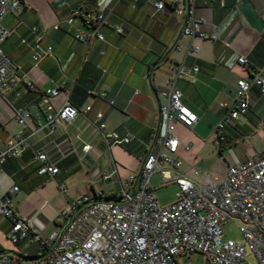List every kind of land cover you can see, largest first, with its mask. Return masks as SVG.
Masks as SVG:
<instances>
[{
  "label": "crops",
  "instance_id": "0c3cea01",
  "mask_svg": "<svg viewBox=\"0 0 264 264\" xmlns=\"http://www.w3.org/2000/svg\"><path fill=\"white\" fill-rule=\"evenodd\" d=\"M76 10L82 15L90 11L105 15L101 28L105 41L86 46L74 39L78 31H86L82 17L72 15ZM195 14L205 19L201 26L205 38L185 36L182 19L169 8L157 11L153 1L145 0L135 6L132 0H24L18 13L3 17L2 28L12 33L2 49L18 70L12 86L0 92V148L17 136L29 137V145L19 158L0 167V196L19 187L11 195L12 204L43 240L58 231V217L70 202L99 193L111 199L130 175L140 173L165 102L162 93L175 76L174 66L186 73L176 85L183 103L198 116L192 129L176 126L181 147L175 158L182 162L183 174L195 172L211 145L229 166L264 154V94L257 87L251 89L248 113L229 122L219 146L214 133L236 105L238 81H250L257 69L264 70V0H197ZM116 27L123 33L118 34ZM48 47L51 55H45ZM195 47L198 52L192 50ZM35 55L41 59L34 61ZM241 56L249 60V67L239 64ZM29 82L35 91L28 89ZM63 85L71 89L68 100L80 113L53 132L32 135L34 128L44 125L46 115L66 101L59 96L50 110L41 106L43 93ZM87 107L91 110L85 113ZM17 109L29 111L26 126L16 121ZM99 113L106 132L128 135L130 143L108 148L94 125ZM85 145H91L90 151H83ZM39 152L60 169L57 177L38 174L34 159ZM62 184L64 192L59 188ZM9 231V222L0 217V233L8 238ZM19 247L22 256L44 258L30 238ZM3 251L0 243V254Z\"/></svg>",
  "mask_w": 264,
  "mask_h": 264
},
{
  "label": "built area",
  "instance_id": "2783aa9c",
  "mask_svg": "<svg viewBox=\"0 0 264 264\" xmlns=\"http://www.w3.org/2000/svg\"><path fill=\"white\" fill-rule=\"evenodd\" d=\"M141 0H132L135 6ZM153 1L157 11L170 9L184 21L182 33L190 38H205L201 26L203 17L195 14L197 0H173L166 3ZM219 2L221 0H203ZM24 0H0V92L12 86V76L18 70L4 54L2 44L11 35V31L1 26L3 17L8 13H18ZM82 25L86 31L74 35L76 41L90 46L94 40L105 41L101 28L106 17L98 11L81 14ZM57 29V27H56ZM122 34L120 27L115 28ZM198 52L197 47L192 48ZM48 47L45 55H51ZM34 61L41 57L35 55ZM238 62L249 67L246 57ZM174 78L167 83L162 93L165 102L159 109V123L154 139L137 175H130L117 196L104 199L103 195L82 196L69 204L59 217L60 227L48 239L43 240L34 225L22 217L12 204L11 195L19 191L14 186L8 194L0 196V217L10 224L8 238L19 245L27 239L38 244L48 264H181L183 257L198 254L205 264H264V154L254 159L228 167L224 178L183 174L182 162L175 156L181 147L176 135L177 124L192 129L198 122V116L183 103V94L177 88V82L185 78V71L173 68ZM194 67L193 72L198 73ZM236 105L214 129L216 146L221 145V137L231 121L245 116L250 107V92L257 87L264 94V70L257 69L250 81L241 79L237 83ZM28 89L35 91L34 83H27ZM71 89H49L42 95L41 106L50 110L52 100L64 95L65 103L56 111L46 115L44 125L34 128L32 135L47 130L53 132L60 123L70 124L80 110L68 100ZM101 98L105 94H100ZM91 107L85 109L89 112ZM29 111L15 110L18 124L26 126ZM96 128L104 135L108 148L126 145L130 136L118 132H106L101 113L96 116ZM31 135V136H32ZM28 138L17 136L7 147L0 148V167L11 159L19 158L28 147ZM91 145H85L88 152ZM187 151L190 150L186 146ZM34 161L38 164V174L55 178L60 169L52 165L46 153H37ZM166 167V168H164ZM160 174L163 184L176 183L178 192L173 203L161 205L151 187L153 176ZM64 192V185L59 186ZM231 219L242 223L239 241H224L222 226ZM0 264H19L18 258L10 253L0 254Z\"/></svg>",
  "mask_w": 264,
  "mask_h": 264
},
{
  "label": "rangeland",
  "instance_id": "374dc122",
  "mask_svg": "<svg viewBox=\"0 0 264 264\" xmlns=\"http://www.w3.org/2000/svg\"><path fill=\"white\" fill-rule=\"evenodd\" d=\"M211 145V144H209ZM195 172L193 173L198 179L203 180L206 177H220L224 178L227 175L229 163L224 156L220 155L218 149L211 145L201 161L196 165ZM166 168V167H164ZM151 181L154 188V194L161 205H168L175 201L178 192V186L174 182L163 184L161 182L160 174H156ZM242 223L237 219H231L222 226L224 232V241H239L242 239L240 228ZM0 243L4 248L5 253H10L18 258L19 264H48L45 258L26 260L21 255V248L19 245L13 244L5 234L0 233ZM181 264H205L203 257L194 254L190 257H183L180 260Z\"/></svg>",
  "mask_w": 264,
  "mask_h": 264
},
{
  "label": "water",
  "instance_id": "95a60500",
  "mask_svg": "<svg viewBox=\"0 0 264 264\" xmlns=\"http://www.w3.org/2000/svg\"><path fill=\"white\" fill-rule=\"evenodd\" d=\"M26 260H33L34 258H30V257H23Z\"/></svg>",
  "mask_w": 264,
  "mask_h": 264
},
{
  "label": "trees",
  "instance_id": "16d2710c",
  "mask_svg": "<svg viewBox=\"0 0 264 264\" xmlns=\"http://www.w3.org/2000/svg\"><path fill=\"white\" fill-rule=\"evenodd\" d=\"M23 257H26V256H23ZM30 258H34V259H36V258H38V257L36 256V257H30Z\"/></svg>",
  "mask_w": 264,
  "mask_h": 264
}]
</instances>
